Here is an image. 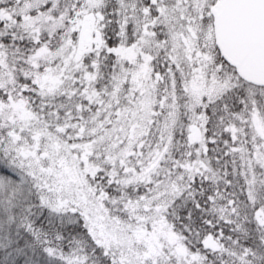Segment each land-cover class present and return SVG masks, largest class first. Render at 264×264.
I'll return each instance as SVG.
<instances>
[{
	"label": "snow or ice",
	"instance_id": "1",
	"mask_svg": "<svg viewBox=\"0 0 264 264\" xmlns=\"http://www.w3.org/2000/svg\"><path fill=\"white\" fill-rule=\"evenodd\" d=\"M0 264H264V0H0Z\"/></svg>",
	"mask_w": 264,
	"mask_h": 264
}]
</instances>
